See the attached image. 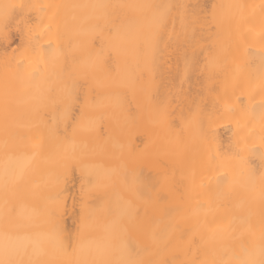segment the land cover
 I'll return each instance as SVG.
<instances>
[{
	"label": "bare ground",
	"instance_id": "bare-ground-1",
	"mask_svg": "<svg viewBox=\"0 0 264 264\" xmlns=\"http://www.w3.org/2000/svg\"><path fill=\"white\" fill-rule=\"evenodd\" d=\"M261 260L264 0H0L2 264Z\"/></svg>",
	"mask_w": 264,
	"mask_h": 264
},
{
	"label": "rangeland",
	"instance_id": "rangeland-1",
	"mask_svg": "<svg viewBox=\"0 0 264 264\" xmlns=\"http://www.w3.org/2000/svg\"><path fill=\"white\" fill-rule=\"evenodd\" d=\"M12 36L15 38L17 35H15V34L13 33ZM15 39H16V40H14V44H15L16 41L18 42V40H17V39H18V36H17ZM14 44H12V46H13ZM73 92H75V91H73ZM73 92H72V93H73ZM72 95H76V92H75V94H72ZM67 96H68V93H67ZM69 97H70V96H69ZM71 97H72V96H71ZM74 97H75V96H74ZM74 97H72V98H74ZM54 98H56V96H55ZM61 98H62V99H60V97L58 98V99H59V102H60V101H63L64 104L67 103V102H68V103H69V102L71 103V102L73 101L72 104H73V106H74V109H73V110L71 109V107H73L71 104H70V105H71L70 108H68V104H66V109L68 108L67 110H70L71 116H74V114H75V112H76V110H77L76 101H75V100H77V99H74V100H72V101H71V99H69V100H70V101H69L68 98L66 97V94H65L64 96H62ZM76 98H77V95H76ZM52 100H53L52 102H53L54 104H55V102H57V101H55L54 99H52ZM56 100H57V99H56ZM54 101H55V102H54ZM59 102H57V103H59ZM57 103H56V104H57ZM60 103H61V102H60ZM60 103H59V104H60ZM56 104H55V105H56ZM59 104H57L56 106H59ZM64 106H65V105H64ZM62 107H63V105L61 104V107H59V108H61V110H62ZM75 107H76V108H75ZM66 109H65V110H66ZM63 110H64V109H63Z\"/></svg>",
	"mask_w": 264,
	"mask_h": 264
},
{
	"label": "snow or ice",
	"instance_id": "snow-or-ice-1",
	"mask_svg": "<svg viewBox=\"0 0 264 264\" xmlns=\"http://www.w3.org/2000/svg\"><path fill=\"white\" fill-rule=\"evenodd\" d=\"M0 264H2V262H0ZM260 264H264V260H261L260 261Z\"/></svg>",
	"mask_w": 264,
	"mask_h": 264
}]
</instances>
